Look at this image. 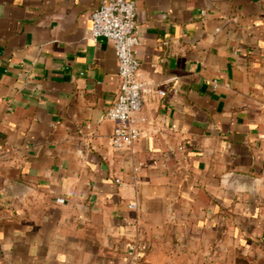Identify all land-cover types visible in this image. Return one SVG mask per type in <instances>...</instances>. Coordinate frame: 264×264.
<instances>
[{
  "label": "crops",
  "instance_id": "1",
  "mask_svg": "<svg viewBox=\"0 0 264 264\" xmlns=\"http://www.w3.org/2000/svg\"><path fill=\"white\" fill-rule=\"evenodd\" d=\"M104 1L0 0V264H264V0H133L131 152Z\"/></svg>",
  "mask_w": 264,
  "mask_h": 264
},
{
  "label": "built area",
  "instance_id": "2",
  "mask_svg": "<svg viewBox=\"0 0 264 264\" xmlns=\"http://www.w3.org/2000/svg\"><path fill=\"white\" fill-rule=\"evenodd\" d=\"M136 17L135 1L106 0L93 14L92 27L88 33L92 41L107 40L115 49L120 87L114 105L104 115L103 120L115 124L112 148L126 152H131L141 138L140 114L146 97L156 92L155 85L141 75L140 62L136 56L141 33ZM210 84L214 88L219 86L216 81ZM59 202L63 203L64 200Z\"/></svg>",
  "mask_w": 264,
  "mask_h": 264
}]
</instances>
